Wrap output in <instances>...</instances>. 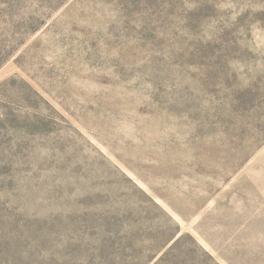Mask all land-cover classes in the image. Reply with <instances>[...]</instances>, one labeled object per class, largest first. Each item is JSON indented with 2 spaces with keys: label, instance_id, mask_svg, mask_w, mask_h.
<instances>
[{
  "label": "rangeland",
  "instance_id": "1",
  "mask_svg": "<svg viewBox=\"0 0 264 264\" xmlns=\"http://www.w3.org/2000/svg\"><path fill=\"white\" fill-rule=\"evenodd\" d=\"M0 264H264V0H0Z\"/></svg>",
  "mask_w": 264,
  "mask_h": 264
}]
</instances>
